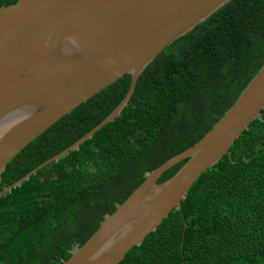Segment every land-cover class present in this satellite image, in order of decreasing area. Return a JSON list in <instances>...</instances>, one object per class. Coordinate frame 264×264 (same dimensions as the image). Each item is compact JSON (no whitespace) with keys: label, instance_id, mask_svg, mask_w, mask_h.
Returning <instances> with one entry per match:
<instances>
[{"label":"trees","instance_id":"obj_1","mask_svg":"<svg viewBox=\"0 0 264 264\" xmlns=\"http://www.w3.org/2000/svg\"><path fill=\"white\" fill-rule=\"evenodd\" d=\"M263 62L264 0H228L164 47L117 116L0 195V264H60L146 173L198 141ZM129 83L122 75L29 141L5 164L0 191L89 131ZM116 264H264V106Z\"/></svg>","mask_w":264,"mask_h":264},{"label":"water","instance_id":"obj_2","mask_svg":"<svg viewBox=\"0 0 264 264\" xmlns=\"http://www.w3.org/2000/svg\"><path fill=\"white\" fill-rule=\"evenodd\" d=\"M228 0H15L0 6V173L53 122L129 74L114 108L70 145L2 188L55 161L117 116L143 68L164 47ZM264 106V62L235 101L195 143L145 174L85 242L60 264H116L178 208L189 186L215 164ZM184 160L167 179L159 175Z\"/></svg>","mask_w":264,"mask_h":264}]
</instances>
